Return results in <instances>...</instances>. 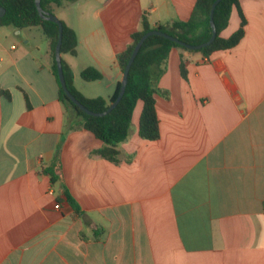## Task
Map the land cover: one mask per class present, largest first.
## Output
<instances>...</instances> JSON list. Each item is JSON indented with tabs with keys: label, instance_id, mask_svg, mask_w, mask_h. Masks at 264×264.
I'll return each instance as SVG.
<instances>
[{
	"label": "crops",
	"instance_id": "obj_1",
	"mask_svg": "<svg viewBox=\"0 0 264 264\" xmlns=\"http://www.w3.org/2000/svg\"><path fill=\"white\" fill-rule=\"evenodd\" d=\"M196 2H50L78 38L77 54H62L75 88L109 99L143 15L169 27ZM241 14L235 47L170 51L155 95L160 138L139 136V101L118 163L68 127L49 38L0 34V264H264V0H240L222 37ZM87 68L101 79L83 80Z\"/></svg>",
	"mask_w": 264,
	"mask_h": 264
},
{
	"label": "trees",
	"instance_id": "obj_2",
	"mask_svg": "<svg viewBox=\"0 0 264 264\" xmlns=\"http://www.w3.org/2000/svg\"><path fill=\"white\" fill-rule=\"evenodd\" d=\"M60 3V0H41L43 9L49 11L50 2ZM215 0H197L191 17L187 21H177L171 26L158 25L152 27L145 15L142 17V28L132 34V43L126 50L118 55V63L124 72L132 52L144 34L151 30H160L189 44L197 45L207 42L212 36L210 24V11ZM240 0H222L214 12V21L217 29L215 41L197 52L206 57L220 50L235 47L244 36V19L241 27L229 38H224L221 33L227 28L230 15L234 7L239 9ZM0 5L5 9L4 16L0 17V27L12 26L16 29L29 27H42L51 42L52 72L59 87V100L63 103L70 117L69 128L81 127L90 131L97 139L104 143V147L97 153L114 163L119 162L120 150L118 147L125 142L131 131L132 117L139 101L143 108L139 120V136L145 140L156 141L160 138L159 120L156 112L155 95L158 92L157 83L164 73L166 63L173 48L189 50L167 38L158 35L150 36L142 45L137 54L129 76L125 94L119 104L107 115L95 117L86 114L76 106L65 94L60 85L55 62V48L59 37L58 24L43 20L37 10L35 0H0ZM63 38L61 53L75 56L77 54L78 38L76 32L63 21ZM191 51V50H189ZM63 62V61H62ZM63 70L69 91L86 108L94 112H103L108 109L110 103L119 95L121 82L117 84L113 95L109 99L103 97H87L79 92L73 82V75L63 62ZM182 75L185 77V64H181ZM81 78L92 82L101 79V73L94 68H87L81 72ZM8 95L7 91L2 92ZM27 98V97H26ZM75 117L77 122H71ZM45 173L51 176L52 183L58 178L52 169H45ZM75 206V205H74ZM77 207V206H75ZM78 210V209H77Z\"/></svg>",
	"mask_w": 264,
	"mask_h": 264
},
{
	"label": "water",
	"instance_id": "obj_3",
	"mask_svg": "<svg viewBox=\"0 0 264 264\" xmlns=\"http://www.w3.org/2000/svg\"><path fill=\"white\" fill-rule=\"evenodd\" d=\"M221 1L222 0H215V2L212 5L211 11H210V24H211V29H212V36L207 42L197 44V45L189 44L187 42H184V41H182V40H180L174 36H171V35L163 32V31H160V30H151V31L147 32L146 34H144L142 36V38L136 44V46L132 52V55L128 61V64H127V66L123 72V78L121 80V87H120L118 97L116 98L115 101L111 102L108 109L103 111V112H94V111L89 110L78 99H76V97L74 95H72V93L69 91L67 84H66L65 75H64L62 53H61L62 38H63V23L55 14L43 9L42 4H41V0H35V4H36V7H37V10L39 12L40 17L43 20L51 21V22L58 24L59 37H58V42H57L56 48H55V62H56V66H57L58 79H59L60 85L63 88L65 94L76 106H78L86 114L91 115V116H95V117H102V116L109 114L119 104V102L123 98L125 91H126V87H127V83H128V76H129L132 64H133L137 54L139 53L142 45L150 36H152V35L162 36V37L167 38L173 42H176L177 44L184 46L187 49L192 50V51L200 50L204 47L211 45L217 37V29H216V25H215V21H214V12H215L217 5ZM4 14H5V9L0 5V17L4 16Z\"/></svg>",
	"mask_w": 264,
	"mask_h": 264
},
{
	"label": "rangeland",
	"instance_id": "obj_4",
	"mask_svg": "<svg viewBox=\"0 0 264 264\" xmlns=\"http://www.w3.org/2000/svg\"><path fill=\"white\" fill-rule=\"evenodd\" d=\"M0 34H24L26 35H31L33 38L39 42L42 43L44 40H46L47 36L45 31L43 30L42 27H29V28H24L21 30L20 33H16L13 29V27H0ZM20 42L22 39H19Z\"/></svg>",
	"mask_w": 264,
	"mask_h": 264
},
{
	"label": "built area",
	"instance_id": "obj_5",
	"mask_svg": "<svg viewBox=\"0 0 264 264\" xmlns=\"http://www.w3.org/2000/svg\"><path fill=\"white\" fill-rule=\"evenodd\" d=\"M49 193L52 194V191L49 190ZM59 207H60L59 204H57V205H56V208H59Z\"/></svg>",
	"mask_w": 264,
	"mask_h": 264
}]
</instances>
